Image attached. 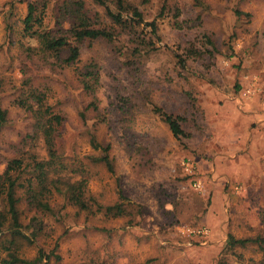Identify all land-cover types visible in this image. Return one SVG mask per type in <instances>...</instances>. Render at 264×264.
<instances>
[{"label": "rangeland", "instance_id": "rangeland-1", "mask_svg": "<svg viewBox=\"0 0 264 264\" xmlns=\"http://www.w3.org/2000/svg\"><path fill=\"white\" fill-rule=\"evenodd\" d=\"M106 1L117 13V0ZM141 1L122 0L141 13L140 25L115 31L113 40L84 41L78 59L65 64L67 50L54 57L25 35L28 4L53 33L68 29L77 4L89 27L119 29L102 6L0 0V174L13 158L47 159L32 112L19 105H34L30 93L40 92L64 120L56 148L65 169L53 177L86 179L94 212L54 195L42 215L22 199L21 231L30 236L34 216L42 231L28 242L5 226L0 242L13 240L25 260L41 252L42 264H264V243L226 245L228 235L264 240V0ZM89 64L99 77L92 96L81 84ZM158 109L182 117L188 137L174 138ZM91 139L108 147L111 171ZM113 205L126 213L105 216ZM197 229L208 235L193 234Z\"/></svg>", "mask_w": 264, "mask_h": 264}, {"label": "trees", "instance_id": "trees-1", "mask_svg": "<svg viewBox=\"0 0 264 264\" xmlns=\"http://www.w3.org/2000/svg\"><path fill=\"white\" fill-rule=\"evenodd\" d=\"M98 5L102 6L112 23L119 29H95L88 26L86 13L80 4H77L76 14L73 17V22L65 32L53 33L43 25V12L38 13L36 5L29 3L27 6V14L23 21L24 33L29 39L35 40L38 43V49L43 53H50L54 57H58L64 50L68 51V56L63 60L65 64L74 63L79 57V47L86 40L106 39L113 40L115 31L132 30L133 24L140 25L143 20L141 13L137 8L125 6L122 0L116 1L118 9L117 13L110 10L106 0H94ZM150 0H142V4L148 3ZM198 0H195L197 2ZM44 7H42L43 10ZM122 12L132 16V20L123 19ZM236 15H240L239 11H235ZM133 22V23H132ZM152 32H156L154 22L148 25ZM194 51L190 50L192 54ZM81 84L83 90L93 95L98 86V73L94 64H89L85 67V72L81 74ZM31 100L34 105H29L26 101H19V105L27 111H31L35 120V129L43 141L44 148L47 154V159L37 160L30 157L31 162L25 164L22 158H13L7 162L3 172L0 174V232L5 226L9 227L11 236L23 238L31 242L30 238H35L42 231V222L34 216L28 224L31 230L30 236H26L21 231L20 212L18 205L22 199L29 210L38 214H47L51 212V201L54 195H62L66 198L69 206L76 208L80 212L94 213L91 207V198L88 197L87 180L82 179L79 182L64 181L60 177H53L59 171H63L65 166L61 161L56 148V137L63 124V117L52 111L51 107L46 103L44 95L40 92H31ZM34 106L36 107L34 109ZM89 107H94L95 103L91 102ZM163 122L168 126L174 138L188 137L182 130L180 124L184 119L180 116L167 114L161 109L157 110ZM6 123V111L2 109L0 104V131ZM91 144L95 149H101L103 155L99 157V162H102L105 167L111 171L112 165L107 155L108 147H101L94 139H91ZM28 173L29 178L19 182L20 174ZM18 189H22L21 197H17ZM102 207L98 206V211ZM105 216L118 217L126 213L119 205L107 206L103 208ZM250 243H264L263 239H235L228 235L227 247L232 248L236 245L245 246ZM7 251L6 257L0 256V264H42L43 258L40 252L39 256L33 260H25L20 258L15 251V243L13 240L0 242V251Z\"/></svg>", "mask_w": 264, "mask_h": 264}, {"label": "built area", "instance_id": "built-area-1", "mask_svg": "<svg viewBox=\"0 0 264 264\" xmlns=\"http://www.w3.org/2000/svg\"><path fill=\"white\" fill-rule=\"evenodd\" d=\"M182 166L186 172L192 174L193 169H192V167L188 161L182 162ZM193 234L204 237V236L208 235V231L206 229H197V230L193 231Z\"/></svg>", "mask_w": 264, "mask_h": 264}, {"label": "crops", "instance_id": "crops-1", "mask_svg": "<svg viewBox=\"0 0 264 264\" xmlns=\"http://www.w3.org/2000/svg\"><path fill=\"white\" fill-rule=\"evenodd\" d=\"M261 125H264V124H261ZM248 140H249V139H248ZM248 140H247V147H248V149H249L250 147H252V146L254 145V140H253V139H251V140H249V141H248ZM243 143L245 144L246 141L243 142ZM236 160H237V165H238V161H239V163L243 161V157L241 156V154H239L238 156H236ZM239 165H240V164H239Z\"/></svg>", "mask_w": 264, "mask_h": 264}]
</instances>
